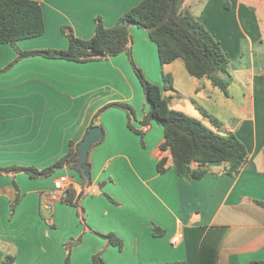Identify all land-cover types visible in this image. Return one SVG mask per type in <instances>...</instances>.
Returning a JSON list of instances; mask_svg holds the SVG:
<instances>
[{"label":"crops","instance_id":"crops-1","mask_svg":"<svg viewBox=\"0 0 264 264\" xmlns=\"http://www.w3.org/2000/svg\"><path fill=\"white\" fill-rule=\"evenodd\" d=\"M33 1L43 9L45 33L19 41L23 51L67 49L63 29L89 40L97 18L112 28L143 0ZM183 7L229 60L227 90L189 75L182 60L162 67L156 44L137 26L131 27L134 60L161 87L170 109L244 144L249 156L240 173L231 176L216 165L201 180L187 182L175 173L170 155L166 171L158 172L163 127L152 121L142 137L129 128L123 109H104L131 105L133 127L144 130L151 107L126 53L88 63L22 59L0 74V167L54 164L68 154L70 142L83 140L102 109L96 125L104 135L89 152L91 185L71 168L47 179L0 175V264L6 253L15 255V264H64L70 241V264H91L98 253L106 264L264 261V207L258 203L264 200V0H185ZM16 57L11 45H0V70ZM164 74L172 77L170 89ZM62 176L85 192L80 205L90 229L55 190ZM101 184H109L105 190L118 205L106 200ZM155 228L163 234L155 236ZM96 233L115 235L121 246ZM175 236L181 238L177 245Z\"/></svg>","mask_w":264,"mask_h":264},{"label":"trees","instance_id":"trees-1","mask_svg":"<svg viewBox=\"0 0 264 264\" xmlns=\"http://www.w3.org/2000/svg\"><path fill=\"white\" fill-rule=\"evenodd\" d=\"M184 1L143 0L119 18L112 28H106L102 20L97 18L95 35L89 40L77 38L72 31L63 29L69 41L67 49L23 51L18 47L19 41L41 37L45 33L43 9L38 2L33 0H0V45L9 44L17 53L16 59L0 70V74L11 69L22 59L29 57L88 63L104 61L126 53L151 107L150 112L142 121L144 130H136L133 127L135 112L131 105L115 103L104 109L109 107L123 109L128 115L129 128L142 137L150 129L152 121L163 127L164 141L159 147L163 157L158 159V172L166 171L167 155H170L175 173L187 182L201 180L208 173L209 168L216 165H224L226 174L236 176L248 160L249 155L244 144L234 134L220 135L201 121L170 109L167 100L162 95L161 87L146 79L133 57L131 27L137 26L145 30L149 39L156 44L162 67L182 60L189 75L197 79L206 78L223 91L227 90L230 82L229 60L213 35L183 7ZM223 75L227 78H223ZM164 83L166 89L172 88V77L164 74ZM104 109L95 116L87 133L93 127L98 126L96 120ZM80 143L75 145L70 142L68 154L46 168L12 165L0 167V175L15 177L19 174H27L32 179H47L58 170L71 168L77 170L84 181L88 182L76 164ZM14 185L18 191L17 185ZM84 194V191L78 193L73 188H69L64 193L63 202L77 208L81 223L85 228L90 229L86 226L80 205ZM18 201L19 197L12 203V214ZM258 203L264 207V200ZM48 211L51 217V211ZM49 224L54 228L52 223L49 222ZM162 234L163 231L155 228V236ZM103 237L111 245L121 246V241L115 235ZM72 242L67 243V257L64 264H70ZM15 262V255L6 253L1 264H15ZM91 264L106 263L98 253L92 257ZM252 264H264V261H255Z\"/></svg>","mask_w":264,"mask_h":264},{"label":"water","instance_id":"water-1","mask_svg":"<svg viewBox=\"0 0 264 264\" xmlns=\"http://www.w3.org/2000/svg\"><path fill=\"white\" fill-rule=\"evenodd\" d=\"M104 132L100 126L93 127L81 141L79 145L78 159L76 164L83 172L89 185L92 183L91 166L88 163L89 152L94 145L98 144L103 138Z\"/></svg>","mask_w":264,"mask_h":264},{"label":"built area","instance_id":"built-area-1","mask_svg":"<svg viewBox=\"0 0 264 264\" xmlns=\"http://www.w3.org/2000/svg\"><path fill=\"white\" fill-rule=\"evenodd\" d=\"M71 182L70 179L66 176H62L59 179L55 181L54 188L57 192L63 193L68 187H70ZM51 208V204L49 206V209ZM181 241L180 236H175L172 240L173 245L179 244Z\"/></svg>","mask_w":264,"mask_h":264},{"label":"rangeland","instance_id":"rangeland-1","mask_svg":"<svg viewBox=\"0 0 264 264\" xmlns=\"http://www.w3.org/2000/svg\"><path fill=\"white\" fill-rule=\"evenodd\" d=\"M135 63H136V65H137V67L143 72V70L141 69V67L138 66V64H137L136 61H135ZM143 74L145 75L144 72H143ZM145 77H146V75H145ZM146 79L149 81V79H148L147 77H146ZM66 177H67V176H66ZM70 182H71L70 187H72L73 183H72L71 180H70ZM107 186H109V184H104V185H103V191H104V196H105L106 200H108V201H109L111 204H113V205H118L117 201L113 198L112 194H111L109 191H106V190H105V188H106ZM70 187H68L67 189H69ZM67 189H66V190H67ZM66 190H65L63 193H61V192H57V193L62 194V195L64 196V193L66 192ZM46 217H48V213H46Z\"/></svg>","mask_w":264,"mask_h":264}]
</instances>
